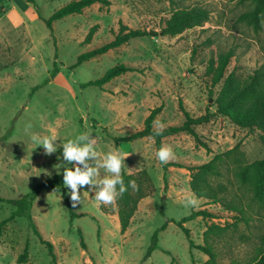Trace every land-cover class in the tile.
<instances>
[{
	"label": "rangeland",
	"instance_id": "obj_1",
	"mask_svg": "<svg viewBox=\"0 0 264 264\" xmlns=\"http://www.w3.org/2000/svg\"><path fill=\"white\" fill-rule=\"evenodd\" d=\"M72 1L79 0H0V197L20 199L45 179L63 172L57 166L62 163V148L45 155L44 149L32 142L33 134L55 136L59 145L88 133L96 139L94 147L102 155L117 149L124 152L125 173L145 170L151 194L139 203L122 235L114 203L104 204L109 211L105 213L94 199L99 181L111 175L103 168L99 169L97 185L91 189L84 186L81 203L75 206L65 186L44 188L30 214L43 239L53 244L57 264H203L208 257L190 249V242L203 245L206 226L232 223V216L206 199L197 198L196 208L186 207V200L194 196L189 168L237 144L247 162L264 159L260 132L214 116L207 124L195 127L208 151L186 133L167 137L163 146H170L174 153L168 163L178 166L168 168L166 181L152 139L117 144L114 139L142 130L145 119L158 107L161 111L154 120L157 130L181 125L186 113L193 118L214 113L217 88H212L206 74L208 61L231 53L227 71L245 81L264 66V30L255 32L239 22L244 8L229 0H106L109 5L94 4L81 14L55 21L50 30L45 20ZM196 6L210 11L204 26L175 37L153 34L173 11ZM120 23L152 34L74 67L81 54L113 40ZM93 26L98 29L86 43ZM119 64L132 70L102 88L83 87ZM28 125L31 128H26ZM98 159L102 162V156ZM89 164L94 166L92 161ZM229 179L230 183L226 178L218 182L234 191V180ZM63 192L76 218L71 219ZM204 209L217 218L186 222L188 238L178 222L192 211ZM13 211L12 205L0 203V221ZM258 219L249 226L240 223L235 233L229 231L214 243L219 264H243L253 256L258 234L264 231V215ZM164 225L166 228L159 230ZM157 231L159 248L145 259ZM26 241L29 254L22 264H52L27 218L5 226L0 237V264H19L17 257Z\"/></svg>",
	"mask_w": 264,
	"mask_h": 264
},
{
	"label": "trees",
	"instance_id": "obj_2",
	"mask_svg": "<svg viewBox=\"0 0 264 264\" xmlns=\"http://www.w3.org/2000/svg\"><path fill=\"white\" fill-rule=\"evenodd\" d=\"M229 1L235 2L244 8L238 16L239 22L241 21V23L251 27L255 32L264 30V0ZM94 4L109 5V2L106 0L72 1L55 11L45 20V23L52 30L55 21H60L71 15L81 14L86 8ZM209 18L210 11L201 6L178 9L173 11L170 17L164 21L160 31L153 34L155 36L160 34L165 37H175L187 30L204 26ZM97 29V26H93L89 30L85 38L86 43L91 42ZM151 34L148 31L131 29L120 23L118 33L113 40L81 54L77 58L74 67L119 48L133 39ZM232 57L231 53L220 55L216 59H210L206 66V74L210 78L211 86L217 88V95L213 102L214 113L207 112L197 118H193L186 113V120L181 125L157 130L154 128V120L161 111V107H158L153 109L145 119L142 130L125 138H115V143L131 142L146 137L154 141L157 152L163 146V140L167 137L186 133L192 136L199 146L208 151V147L200 141L198 134L195 132V127L207 124L214 116H220L229 119L240 128L258 130L260 132L259 140L264 148V66L257 69L245 81H241L233 71L229 73L227 71L229 64L232 62ZM131 70L130 67L119 64L108 69L101 78L83 84V87L102 88L113 79ZM57 72V68H55L53 73L56 74ZM158 163L165 172L164 181H166L168 168L176 165L170 163L161 165L159 160ZM189 171L191 172L190 189L193 195L198 199L208 200L210 205H219L232 216V223L220 225L212 222L208 224L206 231L203 233V245H195L190 242V249H197L208 257L203 264H219L214 243L224 239L229 231L235 233L240 223L249 226L254 218L259 220L258 218L262 214L264 215V159L251 163L247 162L244 153L240 150V144H237L228 151L215 154L204 164L190 167ZM121 175L127 191L115 200L114 205L117 209L120 232L123 235L129 228L131 220L138 210L139 203L151 194V182L145 170L137 174H128L122 170ZM229 177L234 180L236 186L234 191L230 190L227 185L218 182L226 178V181L230 183ZM132 180L136 182L137 187L135 189L129 186V181ZM44 188L63 189L62 173L54 178L45 179L31 193L20 199L12 200L0 197V203H8L14 207V211L7 218L0 221V237L7 224L18 218H27L29 228L33 230V234L38 238L40 244L47 248L52 264H57L53 244L43 239L30 214L34 200ZM62 196L67 202L71 219L76 218L77 215L73 212L72 204L66 198L65 192ZM100 208L105 213L109 212L103 203H100ZM199 217L210 220L217 218L214 213L206 209L192 211L189 216L178 222V226L184 230L188 238L190 231L184 228V224ZM165 228L166 225L159 230ZM80 237L82 238L81 233ZM82 246L84 247L83 241ZM29 248V241H26L22 253L17 257L19 264L26 262ZM158 248L157 231L152 236L151 245L145 253V259L149 258L152 252ZM232 264L240 263L233 262ZM243 264H264V231L258 234V244L254 248L253 256Z\"/></svg>",
	"mask_w": 264,
	"mask_h": 264
},
{
	"label": "clouds",
	"instance_id": "obj_3",
	"mask_svg": "<svg viewBox=\"0 0 264 264\" xmlns=\"http://www.w3.org/2000/svg\"><path fill=\"white\" fill-rule=\"evenodd\" d=\"M26 128H31V125L26 126ZM31 139L34 144L44 149L45 155L50 156L56 153L58 148H62V163L57 166L63 169V185L65 188L70 189L68 194L74 206L81 203V189L84 186H89V189H91L97 185L100 168L111 175L105 176L99 181V191L94 196L97 202L112 204L127 191L121 175L122 168L127 167L124 163L126 156L123 151L117 149L102 155L94 147L97 143L96 139L88 133L77 135L74 139H68L59 145L55 143L57 138L51 135L41 138L38 134H33ZM101 156L102 162L98 159ZM156 156L160 164L163 165L174 158V153L170 146H162L156 152ZM89 161L94 162V166H90ZM68 165H71V167H68ZM129 186L134 189L137 187L134 180L129 181ZM198 205L199 200L195 196L186 200V207L196 208Z\"/></svg>",
	"mask_w": 264,
	"mask_h": 264
}]
</instances>
